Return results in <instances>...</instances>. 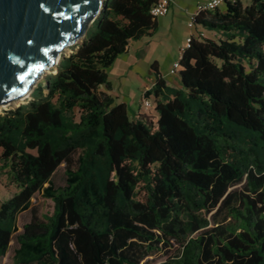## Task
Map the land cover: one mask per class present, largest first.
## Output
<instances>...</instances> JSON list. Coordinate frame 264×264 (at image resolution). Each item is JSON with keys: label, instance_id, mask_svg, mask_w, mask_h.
<instances>
[{"label": "trees", "instance_id": "obj_1", "mask_svg": "<svg viewBox=\"0 0 264 264\" xmlns=\"http://www.w3.org/2000/svg\"><path fill=\"white\" fill-rule=\"evenodd\" d=\"M156 1L107 0L57 71L0 111V170L17 187L0 202V257L41 191L53 210L32 209L16 264H145L161 247L171 250L161 264H264V0L198 12L193 27L218 39L191 34L180 86L157 76L143 93L156 119H132L98 89L110 88L107 69L129 43L155 31Z\"/></svg>", "mask_w": 264, "mask_h": 264}, {"label": "water", "instance_id": "obj_2", "mask_svg": "<svg viewBox=\"0 0 264 264\" xmlns=\"http://www.w3.org/2000/svg\"><path fill=\"white\" fill-rule=\"evenodd\" d=\"M106 5L107 0H0V106L30 94L36 79Z\"/></svg>", "mask_w": 264, "mask_h": 264}, {"label": "rangeland", "instance_id": "obj_3", "mask_svg": "<svg viewBox=\"0 0 264 264\" xmlns=\"http://www.w3.org/2000/svg\"><path fill=\"white\" fill-rule=\"evenodd\" d=\"M174 6L176 7V11L179 14L180 21H175V23L170 27V20L166 16L163 18L162 23L156 26L155 31L151 35L143 36L138 40L131 41L129 52L126 54L125 52L118 55L115 60L112 62L110 67L107 69V78L110 84V88H105L109 94L111 95L113 101L115 103L125 101L128 104V112L129 115L132 116L133 112H135L138 108L139 103L142 100V87L146 81L147 75L154 76V71L151 70L147 61L145 60V53L148 49V46H154L155 56L160 60L163 64V72H166L169 68L167 67V62L170 59L173 62L177 58V54L180 53V47L185 44L186 36L188 32H194L196 35L198 32L196 31L197 26L193 28L187 27V13L196 9L198 4L206 2V0H173ZM243 5L249 3V0H241ZM190 21V20H189ZM95 30V24L88 25L87 32L91 33ZM205 37L218 39V34H214L212 32H208L207 30H203ZM201 35V34H200ZM84 35L79 38V40L71 45L70 47H74L81 42ZM150 42L148 45L147 42ZM141 46L143 50L137 53V60L133 63V58L135 56V50L137 47ZM72 50V49H71ZM70 53L69 48H65L60 57L63 55H68ZM129 56L130 61L127 60ZM174 58H173V57ZM59 57V59H60ZM172 57V58H171ZM178 59V58H177ZM133 64L131 71L127 72L124 76L128 63ZM124 72L122 73V71ZM151 70V71H150ZM55 71V65L51 67L49 70H45L41 76H39L32 89L37 84H43L44 79L47 75L53 73ZM170 77L174 80L176 84H179V80L177 75L172 73ZM46 92V91H45ZM30 99V94L27 96L11 101L10 103L0 106V111L14 108L21 103L26 102ZM149 102H153V97L148 98ZM78 119V111L75 110V120ZM79 154V150H77L71 157L69 167L74 169L77 166V157ZM67 165L65 163L60 164L57 169L53 172L51 176L50 183L53 187L58 188L65 185V169ZM47 183L45 184V186ZM242 183L235 184L230 187V189H241ZM16 185L10 181L7 177L4 170H0V202L5 201L9 197L12 196L14 192H16ZM32 209H35L36 214L38 216L44 214H51L53 210V202L50 198L43 196L42 192H36L32 198L30 199V205L27 209L20 211L16 215L15 219V227L16 230L12 234L11 241L9 243V247L4 256L0 257V264H16L14 262V250L17 248V235L22 230V225L29 221L32 215ZM171 253L167 247H161L157 251L149 253L145 258L141 261V263L145 264H161L166 256Z\"/></svg>", "mask_w": 264, "mask_h": 264}, {"label": "crops", "instance_id": "obj_4", "mask_svg": "<svg viewBox=\"0 0 264 264\" xmlns=\"http://www.w3.org/2000/svg\"><path fill=\"white\" fill-rule=\"evenodd\" d=\"M206 1H208V0H206ZM201 4H202V3H201ZM195 10H196V9H194V10H192V11H189V12H186V13H187V18H188V19H187V24H186V25H187L188 28H192V27H189L188 23H189L190 18H191L192 15L194 14ZM166 16H167V17L169 18V20H170V21H169V22H170V27H172V25L175 23V21H177V20L180 21V19H179V14H178V12L176 11V7L174 6V1H173V0H171V2H170V4H169L168 12H167L165 15H163V16H159V17L156 18L157 25L161 24L163 18L166 17ZM203 30H205V29L202 28L201 26L197 25V29H196L197 32H199L200 34H204V33H203ZM191 34H195V33L189 31V32H188V35L186 36V38L189 37ZM186 38H185V39H186ZM147 43H148V45H150V42H149V41H148ZM130 44H131V42L129 43V45H128V47H127V50H126V52H125L126 54H128V52H129ZM184 46H186V41H185V44H184L183 46L180 47V49L183 48ZM155 49H156V48H155L154 46H151V45H150V46H148V49H147V51H146V53H145V60L147 61V63H148V65H149L150 68L153 67V68H151V70L154 71V76L147 75V78L145 79L146 83H145L143 86H141V87H142V94H143V92H144L146 89H148V88L151 86V84L154 83L155 78H156L157 76H159V77L164 81V88H165V89H166L167 87H169V88H178V87L180 86L179 84H176V83L174 82V80L170 77V74H172V73H171L172 65H173V63H174L175 61H177V58L179 57V54H177V58H176L173 62H171L170 59L168 60V62H167V67H168L169 69H168L166 72H163V68H162V67H163V64H162V63L160 62V60L155 56V55H156V54H155ZM141 50H143V48H142L141 46H139V47L136 48V50H135V56H134V58H133V60H134L133 63L136 62V60H137V53L140 52ZM172 57H173V56H172ZM172 57H171V58H172ZM173 58H174V57H173ZM127 60L130 61L129 56L127 57ZM132 66H133V64H131V63L129 62V63H128V66H127V68H126V70H125V72H124V70L122 71V73L124 72V73H123L124 76L126 75L127 72L131 71ZM151 70H150V71H151ZM173 74H174V76H175V73H173ZM98 90H99L100 92H102V93H104V94H106V95H108V96L111 97V95L109 94V92H108L103 86H100ZM150 97H152V95H151ZM121 102H123V103L126 104L127 111H128V104H127V102H125V101H121ZM139 112H145V113L147 114V117H152V119L155 120L156 117H157V114H156V111H155V101H154V98H153V102L150 103V106H149V108H148L147 110H144V109L142 108V105H141V102H140L139 105H138L137 110H136L135 112H133V115L130 116V115H129V112H128V115H129L130 118L134 119V118L136 117L137 113H139Z\"/></svg>", "mask_w": 264, "mask_h": 264}, {"label": "built area", "instance_id": "obj_5", "mask_svg": "<svg viewBox=\"0 0 264 264\" xmlns=\"http://www.w3.org/2000/svg\"><path fill=\"white\" fill-rule=\"evenodd\" d=\"M224 1H226V0H208L202 4H198L196 6V10H195L194 14L192 15V17L190 18V21L188 23L189 27H193V25H194L193 24V18L198 12H200L202 10H212V9L216 8L217 6H219L221 3H223ZM230 1H233V0H230ZM170 2H171V0H157L156 3L151 6L150 13L155 17L165 15L168 12ZM188 41H189V37L186 38V43ZM71 52H72V50L70 49V53ZM179 67H180L179 63L177 61H175L172 65L171 73H174L176 70L179 69ZM152 85L153 84H151V86L148 89H150L152 87ZM141 105H142V108L144 110H147L150 106V102H149L148 98H146L144 96V94H142Z\"/></svg>", "mask_w": 264, "mask_h": 264}, {"label": "bare ground", "instance_id": "obj_6", "mask_svg": "<svg viewBox=\"0 0 264 264\" xmlns=\"http://www.w3.org/2000/svg\"><path fill=\"white\" fill-rule=\"evenodd\" d=\"M21 99V98H20Z\"/></svg>", "mask_w": 264, "mask_h": 264}]
</instances>
